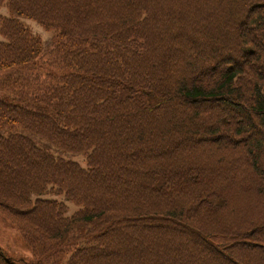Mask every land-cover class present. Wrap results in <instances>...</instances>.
Returning a JSON list of instances; mask_svg holds the SVG:
<instances>
[{
  "label": "trees",
  "instance_id": "trees-1",
  "mask_svg": "<svg viewBox=\"0 0 264 264\" xmlns=\"http://www.w3.org/2000/svg\"><path fill=\"white\" fill-rule=\"evenodd\" d=\"M0 7V264H264V0Z\"/></svg>",
  "mask_w": 264,
  "mask_h": 264
},
{
  "label": "rangeland",
  "instance_id": "rangeland-1",
  "mask_svg": "<svg viewBox=\"0 0 264 264\" xmlns=\"http://www.w3.org/2000/svg\"><path fill=\"white\" fill-rule=\"evenodd\" d=\"M5 14H7L6 8L0 7V16H3ZM23 22L31 29L34 35H36L43 41L45 49L48 50L49 47L51 46V39L53 37L54 32L45 30L38 23L31 20L26 19L23 20ZM46 60H47V56H45V58L42 59V62L44 63ZM1 80H2V74H0V81ZM0 94H2L1 90H0ZM32 138L37 142V145L50 150L55 157L57 158L60 157L65 160L70 159L77 162L82 168L87 167L85 155L71 153V152H63L58 149L49 147L44 142L40 141L35 137ZM44 198L49 200H56L58 202H63L64 205L66 206V212H65L66 216H70L74 214L79 209V207H77L75 204L67 201L64 195L62 194L61 195L48 194L44 196ZM0 247L11 256L24 257L27 260L33 259L32 251L28 246L26 240L22 236V234L16 228L15 224H12L11 221L8 218H6L1 212H0Z\"/></svg>",
  "mask_w": 264,
  "mask_h": 264
}]
</instances>
